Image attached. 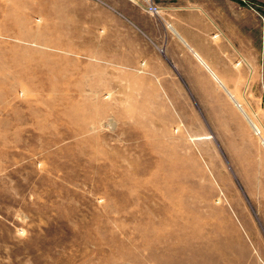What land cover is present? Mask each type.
<instances>
[{
	"label": "rangeland",
	"instance_id": "374dc122",
	"mask_svg": "<svg viewBox=\"0 0 264 264\" xmlns=\"http://www.w3.org/2000/svg\"><path fill=\"white\" fill-rule=\"evenodd\" d=\"M231 3L264 15L0 0V264H264V71L230 91L170 26Z\"/></svg>",
	"mask_w": 264,
	"mask_h": 264
},
{
	"label": "crops",
	"instance_id": "0c3cea01",
	"mask_svg": "<svg viewBox=\"0 0 264 264\" xmlns=\"http://www.w3.org/2000/svg\"><path fill=\"white\" fill-rule=\"evenodd\" d=\"M231 5V13L213 12L205 6L175 7L186 10L176 14L185 20L186 30L170 26L177 44L230 91L258 90V74L264 71V22L251 8Z\"/></svg>",
	"mask_w": 264,
	"mask_h": 264
},
{
	"label": "built area",
	"instance_id": "2783aa9c",
	"mask_svg": "<svg viewBox=\"0 0 264 264\" xmlns=\"http://www.w3.org/2000/svg\"><path fill=\"white\" fill-rule=\"evenodd\" d=\"M137 2H138L139 4H141V0H137ZM147 3L150 4L149 9H150L151 11H154V10L156 11V10H157V7L151 5L150 2L147 1ZM254 9H255V8H254ZM255 10L257 11V13L259 14V16L261 17V19H262L263 22H264V15H263L261 12H259L257 9H255Z\"/></svg>",
	"mask_w": 264,
	"mask_h": 264
}]
</instances>
